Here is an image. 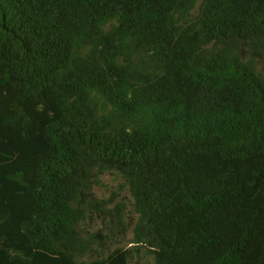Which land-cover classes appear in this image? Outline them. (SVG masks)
Returning a JSON list of instances; mask_svg holds the SVG:
<instances>
[{"label":"trees","instance_id":"16d2710c","mask_svg":"<svg viewBox=\"0 0 264 264\" xmlns=\"http://www.w3.org/2000/svg\"><path fill=\"white\" fill-rule=\"evenodd\" d=\"M0 264H264V0H0Z\"/></svg>","mask_w":264,"mask_h":264},{"label":"rangeland","instance_id":"374dc122","mask_svg":"<svg viewBox=\"0 0 264 264\" xmlns=\"http://www.w3.org/2000/svg\"><path fill=\"white\" fill-rule=\"evenodd\" d=\"M104 184L101 187H98L96 189V193L99 197H110L114 192L113 191H117L118 190V181L115 180L114 177L112 176H105L104 177ZM101 226L98 225L96 227H94V230L100 228ZM133 230H130L128 236L126 238H122L117 240V244L116 246H124V247H130L131 246V239L133 238Z\"/></svg>","mask_w":264,"mask_h":264}]
</instances>
